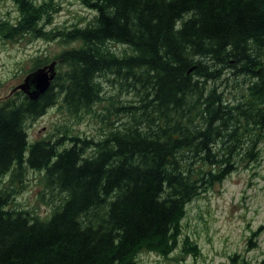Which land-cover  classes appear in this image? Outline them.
Wrapping results in <instances>:
<instances>
[{
  "label": "trees",
  "instance_id": "16d2710c",
  "mask_svg": "<svg viewBox=\"0 0 264 264\" xmlns=\"http://www.w3.org/2000/svg\"><path fill=\"white\" fill-rule=\"evenodd\" d=\"M15 1L20 17L1 20L0 35L47 36L49 1ZM83 1L92 22L54 34L76 44L57 57L66 69L38 99L18 90L0 103V178L30 167L61 195L40 218L10 208L13 191L0 185V264H135L141 251L168 254L187 205L239 160H254L264 136V0ZM48 63L38 58L31 71ZM229 73L248 82L240 96L222 88ZM104 75L136 91L128 104L111 103L127 119L100 140L65 132L29 141L27 122L57 103L92 110Z\"/></svg>",
  "mask_w": 264,
  "mask_h": 264
},
{
  "label": "rangeland",
  "instance_id": "374dc122",
  "mask_svg": "<svg viewBox=\"0 0 264 264\" xmlns=\"http://www.w3.org/2000/svg\"><path fill=\"white\" fill-rule=\"evenodd\" d=\"M32 1L39 5L47 0ZM48 1L52 5L51 16L41 23L48 31L47 36L26 34L8 39L0 35V103L17 92L13 89L24 81L38 58H45L46 62L59 61L57 57L63 50L76 45L62 42L54 34L86 26L95 16V11L83 0ZM19 17L15 0H0V21L15 24ZM110 45L121 54L132 52L127 45ZM261 58L264 59V50ZM64 69L66 67L57 62V71ZM228 76L229 80L222 85L226 95L229 98L240 96L242 86L248 82L244 83L241 76ZM114 79L112 75L101 77L104 99L92 110L72 114L57 103L42 116L27 122L29 141L56 139L65 132L100 140L127 119L112 106V101L119 106L137 98L135 90L122 88ZM255 150L254 160H239L227 178L187 205L182 235L173 251L168 254L141 251L135 256V264H259L264 261V136ZM0 185L13 191L10 208L25 209L40 218L49 217L61 197L58 191L45 187L42 171L30 167L14 178L11 173L2 176Z\"/></svg>",
  "mask_w": 264,
  "mask_h": 264
},
{
  "label": "water",
  "instance_id": "95a60500",
  "mask_svg": "<svg viewBox=\"0 0 264 264\" xmlns=\"http://www.w3.org/2000/svg\"><path fill=\"white\" fill-rule=\"evenodd\" d=\"M57 62V60H53L29 72L24 78V81L13 89V92L21 90L29 98L38 99L50 88L53 80L57 76Z\"/></svg>",
  "mask_w": 264,
  "mask_h": 264
}]
</instances>
